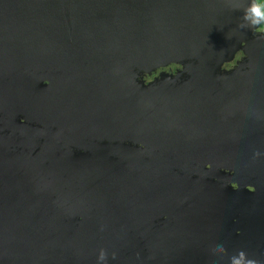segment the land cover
Listing matches in <instances>:
<instances>
[{"label": "water", "instance_id": "1", "mask_svg": "<svg viewBox=\"0 0 264 264\" xmlns=\"http://www.w3.org/2000/svg\"><path fill=\"white\" fill-rule=\"evenodd\" d=\"M251 2L0 0V123L16 120L25 103L55 106L58 118L61 102L115 125L117 153L136 149L122 145L127 137L152 143L143 149L150 176L116 164V201H88L97 224L85 202L79 226L60 211L63 233L54 236L78 259L99 262L103 249L116 264H264V38L239 27L252 25L242 21ZM238 50L236 68L218 67ZM171 63L174 73L136 80ZM10 133L0 131V148ZM213 165L227 169L225 182ZM87 166L94 176L106 165ZM16 196H0L8 218ZM46 216L32 224L42 228ZM7 235L0 226V264H31L25 252L3 248Z\"/></svg>", "mask_w": 264, "mask_h": 264}, {"label": "flooded vegetation", "instance_id": "2", "mask_svg": "<svg viewBox=\"0 0 264 264\" xmlns=\"http://www.w3.org/2000/svg\"><path fill=\"white\" fill-rule=\"evenodd\" d=\"M241 56V52L236 55L237 59ZM224 63L228 65L231 61ZM177 68L178 64L156 68L145 82L151 81L160 72L174 73ZM68 98L70 99L69 96ZM68 98L65 97V101L70 103ZM56 105L60 111L58 118H53L52 115L55 106L39 110L35 104L31 106L25 103L21 108L17 105L16 120L0 123V131L9 128L11 132L7 144L1 143L0 148V196H4L8 201V195L17 192L14 201H20L16 212H13L10 218L5 214L7 208L1 207L0 226L2 230H7V237L11 239L3 248L25 252L26 260L34 259L31 264H37L38 261H41L39 264H116L115 258L109 253L105 260L94 263L88 262L91 257L78 259L72 248L57 235L63 233L64 227L60 211L65 209V216L70 220V224L75 222L79 226V222L84 219L80 213L82 202H85L84 212L89 214L87 221L97 224L95 214L86 209L91 208L88 201H116V164L138 167L143 176L153 173L151 167L146 164L150 158L144 151L152 143L127 137L122 140V145H134L136 149L129 150L128 146L124 145L125 149L121 148L117 153L115 125L95 122L96 117L91 115L87 118L80 117L79 110H71L70 106L65 107L61 102ZM72 105L74 106V103ZM47 110L50 111V116L47 115ZM73 114L77 116L73 118ZM138 146L142 149H137ZM121 152L123 154L120 155ZM11 156L16 158L17 164L14 166L10 165ZM1 162L5 163L7 168H4ZM91 162H104L106 166L99 174L86 175L87 164ZM206 167H209V164H206ZM213 168L216 166L213 165ZM217 168L220 170V179L225 182L227 169L221 168L220 165ZM103 174L109 179L107 184L102 181ZM92 179L97 180L96 184ZM213 179L219 181V178ZM68 194L67 201H75V204L70 203L69 207L65 202ZM63 203L65 205H62ZM38 213H41L39 218L36 216ZM44 213L47 216L43 227L39 229V225L35 224L37 220L43 219ZM71 213L75 214L72 216ZM34 222L35 224H32ZM131 232L136 240L140 241L142 231ZM54 233L57 234L54 236ZM121 242L126 244L127 249L128 240L124 237ZM34 249H38L41 255ZM125 250L123 249V254ZM149 251L147 247L140 245L139 252L145 254Z\"/></svg>", "mask_w": 264, "mask_h": 264}, {"label": "clouds", "instance_id": "3", "mask_svg": "<svg viewBox=\"0 0 264 264\" xmlns=\"http://www.w3.org/2000/svg\"><path fill=\"white\" fill-rule=\"evenodd\" d=\"M250 18H254L252 20V25L251 26H246L243 22L240 23L239 27L240 28H251L253 31L254 35L258 34H264V25L260 24V21H264V9L258 6V4L255 2V0H252V2L246 7L243 8V20H248ZM256 156H259L260 153L257 152L255 154ZM113 258H115L116 254L113 253ZM106 258V253L103 249H101L100 254H99V260L103 261Z\"/></svg>", "mask_w": 264, "mask_h": 264}, {"label": "rangeland", "instance_id": "4", "mask_svg": "<svg viewBox=\"0 0 264 264\" xmlns=\"http://www.w3.org/2000/svg\"><path fill=\"white\" fill-rule=\"evenodd\" d=\"M257 2H258V0H257ZM258 4H259V2H258ZM259 6H260V4H259ZM260 7H263V9H264V1H262V6H260ZM261 25H264V21L262 22V24ZM254 35V34H253ZM258 35H260V37H263L264 38V34H258ZM239 52H241L242 53V51L241 50H238V51H236L234 54H233V59L231 60V63L230 64H225L224 62H219L218 63V67L220 66V68L223 70H227V71H229V70H231V69H233V68H236L235 67V64H237L236 63V61L237 60H239L240 58H238L237 59V57H236V55L239 53ZM229 62V61H228ZM179 66V65H178ZM213 66V65H212ZM160 67H164V66H158V67H156V68H160ZM156 68L155 69H153V70H151L149 73H146V74H144L143 72H139L138 73V75H137V77H136V80H141V81H143L144 83H146L145 81H147V77H149L155 70H156ZM213 68L214 69H216L217 68V66H213ZM161 73H164V72H160V73H158V75L157 76H155V77H153L151 80H153L154 78H158L159 77V75L161 74Z\"/></svg>", "mask_w": 264, "mask_h": 264}, {"label": "trees", "instance_id": "5", "mask_svg": "<svg viewBox=\"0 0 264 264\" xmlns=\"http://www.w3.org/2000/svg\"><path fill=\"white\" fill-rule=\"evenodd\" d=\"M262 1H264V0H258L260 6H262ZM261 8L263 9V7H261ZM262 22H263V21H261L260 24H262ZM172 64H173V65H176L175 63H171V65H172ZM168 65H169V64H168Z\"/></svg>", "mask_w": 264, "mask_h": 264}]
</instances>
